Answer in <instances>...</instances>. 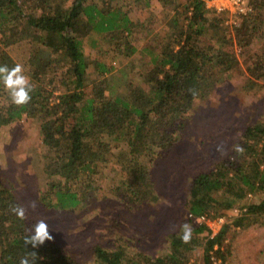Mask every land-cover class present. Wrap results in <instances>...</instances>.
Masks as SVG:
<instances>
[{
  "label": "trees",
  "instance_id": "16d2710c",
  "mask_svg": "<svg viewBox=\"0 0 264 264\" xmlns=\"http://www.w3.org/2000/svg\"><path fill=\"white\" fill-rule=\"evenodd\" d=\"M116 1L0 0V66H15L12 45L28 42L35 48L28 59L33 88L28 104H13L0 81V130L21 119L51 124L52 131L42 136L41 164L48 182L39 200L46 209H85L99 189L96 176L114 168L134 185L118 189L126 201L142 205L157 200L151 164L179 142L184 131L180 118L214 86L224 84L237 62L233 48L248 53L264 39V0H247L252 10L236 15L231 28L225 25L227 12L208 11L205 0H187L169 21L173 41L157 53L151 47L150 70H136L131 60L120 75L108 79L111 68L88 58L85 43L92 34H104L118 55L136 53L129 37L134 23L126 3L120 2L121 7ZM249 55L248 79L256 84L264 80V59ZM92 66L101 78L87 89ZM139 137L144 140L141 151L135 148ZM237 144L243 154L235 152L193 179L183 221L192 226L190 243L181 241V231L168 233L169 250L156 255L123 239L111 248L97 245L91 262L75 260L53 239L36 249L25 246L24 237L35 222L27 212L26 220L12 213V206L22 204L0 180V264H19L32 251L37 253L35 264H189L200 246L202 264H214V258L227 264L232 243L226 239L232 228L244 229L264 216V124L249 125ZM250 193H262L261 200L248 202ZM235 207L240 213L212 237L200 217L214 219Z\"/></svg>",
  "mask_w": 264,
  "mask_h": 264
},
{
  "label": "rangeland",
  "instance_id": "374dc122",
  "mask_svg": "<svg viewBox=\"0 0 264 264\" xmlns=\"http://www.w3.org/2000/svg\"><path fill=\"white\" fill-rule=\"evenodd\" d=\"M122 1L134 23L129 37L137 48L136 53L131 57L118 55L104 34H92L85 43L88 58L98 59L111 68L105 75L108 79L113 74L120 75L121 69L130 66L131 60L136 70H150L155 53L165 43L173 41L169 21L177 10H183L187 2L166 0V5L162 0H118L115 3L121 6ZM226 12L225 25L231 28L236 16ZM207 15L211 17L210 13ZM91 39L96 45L90 43ZM208 42L209 36L203 43L207 45ZM152 46L157 49L155 53ZM32 49L35 48L28 42L10 48L15 65H23L27 77ZM233 50L237 62L227 80L214 86L208 97L198 100L195 109L180 118L184 131L179 142L163 153L158 162L151 164L155 173L153 192L157 194V200L142 205L126 201L118 194V189H133L134 185L114 168L107 174L96 176L95 184L99 189L85 209L77 206V211L66 212L44 208L39 197L48 177L41 164L42 136L53 128L51 124L41 125L30 119H21L0 130V180L3 187L17 197L35 223L40 219L47 221L53 240L77 261L91 262L97 245L111 248L120 239L151 255L168 251L166 235L181 231L193 179L201 172L232 159L235 155L232 146L241 140L249 125L264 124V80L254 84L249 81L247 71L249 54L264 59V39H258L248 53L238 47ZM100 78L99 71L92 66L87 72V89ZM221 144L227 155L221 156L216 151ZM143 145L144 140L139 137L136 150L141 151ZM261 198L262 193L257 196L250 193L247 201L259 202ZM32 201L37 204L35 210L28 207ZM258 221L261 222L250 223L244 229L232 228L229 232L226 241L232 243V252L227 264H264V216ZM203 250L200 246L189 264H202ZM214 264H221V261L214 258Z\"/></svg>",
  "mask_w": 264,
  "mask_h": 264
},
{
  "label": "clouds",
  "instance_id": "9594fccd",
  "mask_svg": "<svg viewBox=\"0 0 264 264\" xmlns=\"http://www.w3.org/2000/svg\"><path fill=\"white\" fill-rule=\"evenodd\" d=\"M0 81L3 82L6 91L9 93L11 102L17 106L26 105L31 101V91L33 90L30 80L24 75L23 65L17 63L11 69L7 65L0 66ZM232 150L238 154L244 153V148L239 144H234ZM216 151L221 156L227 155V151L223 144L218 145ZM28 207L35 210L37 204L35 201L30 202ZM18 219L26 220L27 209L23 205H14L11 208ZM182 235L180 239L183 243H190L192 237V226L188 223L181 225ZM53 239L49 232L48 223L45 219L38 220L29 230V234L24 237L25 246L31 245L33 249L42 246L45 241ZM37 253L35 251L27 253L20 259L19 264H35Z\"/></svg>",
  "mask_w": 264,
  "mask_h": 264
},
{
  "label": "built area",
  "instance_id": "2783aa9c",
  "mask_svg": "<svg viewBox=\"0 0 264 264\" xmlns=\"http://www.w3.org/2000/svg\"><path fill=\"white\" fill-rule=\"evenodd\" d=\"M206 6L210 10L217 11L218 13L223 11H229L230 14L239 15V14H247L252 10L251 6L247 3V0H205ZM236 23V20L233 21ZM240 213V209L238 207L232 208L227 211L223 215L219 217H215L214 219L208 218L206 215L200 217L201 222H206L210 228L212 229V237L215 236L224 223L232 220ZM192 216V215H190Z\"/></svg>",
  "mask_w": 264,
  "mask_h": 264
}]
</instances>
